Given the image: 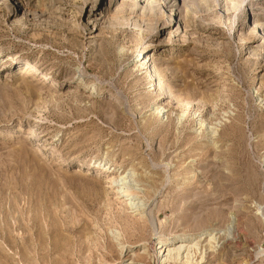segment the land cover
I'll list each match as a JSON object with an SVG mask.
<instances>
[{"label": "rangeland", "instance_id": "374dc122", "mask_svg": "<svg viewBox=\"0 0 264 264\" xmlns=\"http://www.w3.org/2000/svg\"><path fill=\"white\" fill-rule=\"evenodd\" d=\"M94 1L0 0V264H264V0Z\"/></svg>", "mask_w": 264, "mask_h": 264}, {"label": "bare ground", "instance_id": "6f19581e", "mask_svg": "<svg viewBox=\"0 0 264 264\" xmlns=\"http://www.w3.org/2000/svg\"><path fill=\"white\" fill-rule=\"evenodd\" d=\"M152 1L153 0H142V3L145 2L144 3L145 5H149V4H152ZM183 1L185 2V0H183ZM99 2H100V0H95L93 2L94 7H96V11H98V7H99L98 3ZM164 2L166 4H169L171 2V0H164ZM174 5L175 4H174V1H173L168 6L169 7L168 8L169 13L173 11ZM35 10L36 9H32V8H29L28 10L27 9L23 10L22 17L21 18L26 19L27 18L26 13L27 12H35ZM42 11H43V8H41V12ZM121 12L120 11H117L114 15H112L111 17L113 18L114 21L113 22L110 21V23L109 22L108 23L110 25L115 24V22H118V23L122 24L123 21H124V22H126V24H128V21H130L131 22L130 24H132L133 26L140 27V23H142V18H143L142 15H140V14H139V16L136 15L135 18H138V19L131 20V18L128 15H124ZM48 13L49 14H52L53 12L51 13V11L50 12L48 11ZM35 14H36V12H35ZM95 15H96V17L94 18L95 21L97 20L101 24L106 23V20L103 18V13L101 11L98 12V14H95ZM171 15H172V13L169 14V16H171ZM139 18L141 19V21H140ZM167 20L170 21V19H167ZM148 24L146 23L145 25H148ZM183 24H184V27H186L185 20H184ZM167 25H169V23ZM262 25L259 24L258 21H254L253 22L252 30L258 27V31H259L260 28L262 29V31H264V27H262ZM149 26L151 28L154 27V25H152V24H149ZM170 30H172V28ZM171 32L172 31H170V33ZM174 32H176V30H174ZM171 35H172V33H171ZM263 44H264V41H263ZM7 58H9V56H7ZM20 65L22 67L20 70H22L23 72H26L27 74H30V75L34 74L35 75V74L39 73V71H38L37 68L33 67L32 65L28 64L27 62H22ZM146 65H148L147 66L148 69H151V63H150V57L149 56H148V59H147V61L145 63V66L142 65L143 68L146 67ZM151 73H152L151 74L152 76H155L156 78H158V75L156 74V72L154 70L151 69ZM40 78H42V77H40ZM157 85L159 86V89L160 90L162 89L163 92H164V94L166 95L165 96L163 94L164 95L163 97L164 98L167 97L168 98V101L171 102L172 99H173V94L170 92V90L168 89V87L165 84V82L158 80L157 81ZM185 107L189 108V110H190V107H188L187 104H185ZM163 108L164 107L156 106L154 108L153 114H155V116H158L161 113V111L163 110ZM199 125L202 126V122L201 121H199ZM17 127H19V126H17ZM30 134H31V132L28 130L27 133H26V135H30ZM210 134L212 135V132ZM37 151H38V149L34 150V152H36V153H37ZM93 164H94V162H93ZM81 165H83V164H81ZM85 165L87 167H89L91 164L90 163H86ZM117 168L118 167L115 164L113 165L112 168L110 166L106 167L105 164H103L101 166L98 164V166H95V169H96V172L95 173L97 175H100V174H103L101 172H104L105 173V170H110V169L115 170ZM77 169L79 170L80 167H77ZM114 175H113L114 177H112V176H108L107 177V179L109 180V183L111 185V189H112L110 192L111 193H114L116 195L115 197H117L118 199H122V201H123V203H122L123 204L122 205V209L123 210L126 209V208L127 209H133V210L140 209V207H141L142 204H141V202H139L138 198H136V194L128 193L127 192L128 190L126 191L125 188H124V183H125L124 180L127 179V177L129 179H131L132 177L135 176V173L133 171H131V170L130 171H127L126 173L123 172V171H121V172L118 173V170H115ZM116 235H118V233H116ZM156 244H160V245L155 249L153 255H154L155 259H157V261H158L159 264H165L168 261H172L173 263H177L178 262V263H181V264H192V262L194 263V260L191 257H192V255H194L195 249L197 248V240H196V242L194 241L192 243V239L190 240V235L189 234H181V235H178V236H173V237H170V238L166 239L165 241L159 240V241L156 242ZM122 248H123V246L121 245L120 246V250L121 251H122ZM198 258L201 260L202 259V255H200ZM128 260H129L128 258H126V259H124L122 261L119 260L120 262H118V263L119 264H124L125 262H126V264L132 263V262H127Z\"/></svg>", "mask_w": 264, "mask_h": 264}]
</instances>
